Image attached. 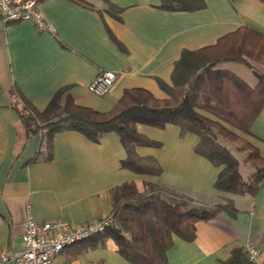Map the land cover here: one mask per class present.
Masks as SVG:
<instances>
[{
    "label": "crops",
    "instance_id": "crops-1",
    "mask_svg": "<svg viewBox=\"0 0 264 264\" xmlns=\"http://www.w3.org/2000/svg\"><path fill=\"white\" fill-rule=\"evenodd\" d=\"M87 1L38 0L51 29L0 17V255L21 250L27 204L38 221L78 224L101 219L112 211L110 189L123 182H133L139 192L158 185L203 205L226 204L214 187L219 168L195 152L197 135H180L174 124L136 125L138 132L161 143L136 147L140 156L155 158L158 174L123 167L125 150L115 132L92 141L75 130L59 131L50 157L41 149L29 161L39 149L40 135L23 138L12 104L20 97L42 111L62 90L61 100L69 95L76 104L108 110L133 87L165 98L183 50L211 45L239 27L264 35V1L203 0V6L193 10L163 9L160 0ZM229 62L237 67H224L251 86L256 73L264 75L260 61L246 57L244 62ZM104 69L117 77L104 95L96 96L89 84ZM249 131L244 138L264 158V105ZM228 198L231 207L195 223L192 239L172 235L166 264H227L233 249L249 246L258 249L256 264H264V176L254 192ZM53 262L134 264L110 237L67 245Z\"/></svg>",
    "mask_w": 264,
    "mask_h": 264
},
{
    "label": "trees",
    "instance_id": "trees-1",
    "mask_svg": "<svg viewBox=\"0 0 264 264\" xmlns=\"http://www.w3.org/2000/svg\"><path fill=\"white\" fill-rule=\"evenodd\" d=\"M159 6L167 10H193L201 8L203 0H160ZM246 57L264 63V35L245 26L220 36L211 45L183 50L174 63L172 85L165 88V98L133 87L125 89L108 110L76 104L69 95L61 100L62 90L42 111L20 97L13 102L23 138L40 135L39 149L29 161L37 158L41 149L48 159L53 136L59 131L75 130L92 141H98L104 133L115 132L125 150L120 162L123 167L158 174L161 168L155 158L140 156L136 147H159L161 143L138 132L136 125L174 124L180 135H197L195 152L219 168L214 187L225 199V205H203L158 185L139 192L133 182H123L110 189L109 223L77 242L110 237L119 253L134 264H166V250L173 234L192 239L197 221L211 218L223 207H231L229 195L257 189L264 176V158L237 131L250 133V125L264 105V75L256 73L257 81L251 86L232 70L219 66L228 61L244 62ZM11 94L16 97L14 90ZM225 140L238 142V151L247 150L244 162L252 169L247 180L242 176L239 157ZM226 263L254 264L241 248L233 249Z\"/></svg>",
    "mask_w": 264,
    "mask_h": 264
},
{
    "label": "built area",
    "instance_id": "built-area-1",
    "mask_svg": "<svg viewBox=\"0 0 264 264\" xmlns=\"http://www.w3.org/2000/svg\"><path fill=\"white\" fill-rule=\"evenodd\" d=\"M0 17L4 21L30 20L37 28L51 29L38 9V0H0ZM116 77L112 70H101L89 84V90L96 96H102L114 84ZM109 220L110 216L78 224L63 219L38 221L33 218L31 206L27 204L21 250L1 253L0 264H54V258L64 247L102 230ZM246 251L248 258L256 264L258 249L249 246Z\"/></svg>",
    "mask_w": 264,
    "mask_h": 264
},
{
    "label": "rangeland",
    "instance_id": "rangeland-1",
    "mask_svg": "<svg viewBox=\"0 0 264 264\" xmlns=\"http://www.w3.org/2000/svg\"><path fill=\"white\" fill-rule=\"evenodd\" d=\"M221 66H227V67H237L236 64L233 66H231V63L229 62H226V63H221L220 64ZM231 68V69H232ZM240 135H242V137H246V134L240 132V131H237ZM246 139V138H245ZM226 145H228L234 152H236L237 156L239 157V162H240V169H241V172H242V176L245 180H247L249 178V175L251 173V167L249 166V164L245 163L244 162V158L246 157V153H247V150H240L238 151V147H239V143L238 142H234V141H228V140H225L224 141Z\"/></svg>",
    "mask_w": 264,
    "mask_h": 264
}]
</instances>
